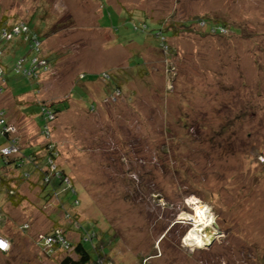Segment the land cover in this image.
I'll use <instances>...</instances> for the list:
<instances>
[{"label":"rangeland","instance_id":"rangeland-1","mask_svg":"<svg viewBox=\"0 0 264 264\" xmlns=\"http://www.w3.org/2000/svg\"><path fill=\"white\" fill-rule=\"evenodd\" d=\"M0 15L8 29L35 27L52 62L33 92L13 71L30 56L22 37L0 42V126L37 161L55 145L44 170H63L78 197L63 219L56 197L45 200L49 176L17 186L31 165L7 167L18 194L15 204L0 187V264L72 258L43 240L58 227L76 244L79 225L114 237L115 264H264V0H0ZM199 18L229 32L213 36ZM141 22L150 33L134 30ZM157 24L176 31L166 53ZM202 207L209 242L189 238Z\"/></svg>","mask_w":264,"mask_h":264},{"label":"trees","instance_id":"trees-1","mask_svg":"<svg viewBox=\"0 0 264 264\" xmlns=\"http://www.w3.org/2000/svg\"><path fill=\"white\" fill-rule=\"evenodd\" d=\"M197 25H199L200 27H204L205 29H207L208 33H210L211 35H217V36H223L226 35L229 32V27L226 26L225 24L222 23H218V24H212L211 22H208L205 18H199L198 21H196ZM199 23V24H198ZM156 24V23H155ZM26 26L28 27V35H19L20 37H22V41H19L20 44H23L24 46L28 47L29 50V58H21L22 64H20V59L19 61L15 62V66L13 67V71L15 74L20 75L26 79H29L32 83H34L35 85L37 84L38 87L35 88V91L33 90V92H38L40 90V85H39V81H40V77L42 74H45L50 68H51V61L47 58L44 57L43 52H42V39L39 35V32L37 31V29H35V27H31L29 26V24H26ZM157 31H154V35L159 43L160 46V50L163 53H166V50L164 48L167 49V51L169 50L170 45H169V37L171 36H175L176 31L175 29L170 27V28H165L161 25H156ZM134 30H139L141 32H151V30H149V28L147 27V25L144 22H141L138 24V26L133 27ZM6 30H8V27L4 24V20L1 18L0 15V42H8L10 40H7L5 37H3L4 32H6ZM167 33V35H166ZM33 36H35L37 38V41L39 43V46H35L34 41L35 39L33 38ZM27 37V38H26ZM3 54V51L0 49V55ZM1 57V56H0ZM35 61V62H34ZM41 63V64H39ZM43 63V64H42ZM0 81L5 83V71L4 69L0 66ZM103 74L101 75L102 78ZM80 78H83V76H81ZM104 81H108L110 79V77H106L105 79L102 78ZM119 88V89H118ZM121 89V85L120 82L117 84H115V91L119 90L120 92ZM2 91V90H1ZM40 92V91H39ZM119 96V94H118ZM36 103V102H34ZM41 109V113L43 115H45V119H48V116L50 115L52 118H56L57 113L54 112L53 110H50L51 106H48L46 104L43 103H37ZM47 112V113H46ZM51 118V119H52ZM44 124L41 126V130H43V126L46 125V122H43ZM44 131V130H43ZM4 137L6 138H10V136H8V133H4L3 134ZM2 137V136H1ZM12 139V138H10ZM12 141H14V144H17V142L15 140H11L8 141L11 145H14L12 143ZM7 142V140H6ZM16 147H18V145H16ZM55 145L50 144L47 146V151L46 154L43 158L39 159V161L34 159V151L30 152L28 149L25 150L27 152L25 153H21V156L24 157L23 160H21L19 157L15 158V159H10L12 157H8V159L4 156L0 157L1 159H3V168L6 169L5 172H3L2 175H0V187L3 186L4 188H6L7 190V195L10 201H12L13 203L15 202L14 199L17 198V194H18V190L16 187H13L12 180L10 178L6 177V172L7 170L9 171V166L12 167L11 169H16L19 170L20 169V164L22 163H26L29 166V169L27 168V172H25L24 174H20V178H18L17 180V186H20L21 183L25 182V181H29L30 178L34 175H39L41 173L40 176V181H43L47 176L50 177V181L48 182H43L42 184V190L43 192H46V197L45 200H47L49 197L54 196V198L56 197L57 201L59 202L56 206L58 207V209L61 210V212L63 213V217L66 215H70V213H68V211L74 207V203L75 201H77V193L75 192L76 190L74 189V187L69 183H66L67 177L66 174L64 173L63 170L59 169V171H55L51 174V172H48L44 169H51V166L53 165V163H55V159L57 157V152L54 149ZM22 149H20L21 151ZM29 159V161L27 160ZM8 160V162H6ZM35 161H37V163H35ZM13 163V164H12ZM7 167L9 169H7ZM55 175V176H54ZM48 190V191H47ZM61 192V193H60ZM57 194V195H56ZM61 194H66V195H70V196H74V199L72 201V205L68 206L66 201L63 200V198H60ZM63 195V196H64ZM17 203V201L15 202V204ZM75 208V207H74ZM0 214L1 210H0ZM66 217H64L63 219H65ZM68 222V221H67ZM3 223V221H2ZM71 224V223H69ZM60 226V225H59ZM73 229V226H71ZM88 227V226H87ZM58 228V227H57ZM56 228V230H57ZM74 231H76L79 234V241L75 244L73 243V241L68 240V238L66 237V233L63 235V238L66 240L67 245L69 247V249L72 250V252L74 253V257H69L67 255V257H65L63 260L60 261L59 264H115L113 262V259L111 257L110 254V246L114 243V237L112 238L111 236L107 235V233L105 234V236H102V233L93 230L91 228H86V226L84 225H79V227H77L76 229H73ZM104 237V240H102L101 238ZM112 239H111V238ZM98 240H101L100 243H98ZM96 244L98 245L96 248ZM64 247V246H63ZM108 248V253H103L101 251L100 248ZM59 249V247H58ZM64 250V249H63ZM57 250H54V253ZM58 254H61L62 252H67L59 250ZM97 252V253H96ZM94 254V255H93ZM98 254V255H97ZM93 255V257H92ZM144 260H142L143 262ZM141 262V263H142Z\"/></svg>","mask_w":264,"mask_h":264},{"label":"built area","instance_id":"built-area-1","mask_svg":"<svg viewBox=\"0 0 264 264\" xmlns=\"http://www.w3.org/2000/svg\"><path fill=\"white\" fill-rule=\"evenodd\" d=\"M8 27V26H7ZM28 27L25 25V24H23V23H21V25L20 26H13L12 28H9L8 30H6V32H4V34H3V37H5L7 40H10L14 35H26V36H29L28 35V29H27ZM27 38V37H26ZM33 38L35 39V41H34V44H35V46L37 47V46H39V43H38V41H37V38L35 37V36H33ZM20 62V61H19ZM23 62V61H22ZM35 62V61H34ZM20 64H22V63H20ZM40 64V63H39ZM43 64V63H42ZM0 74H1V71H0ZM0 118H2V116L0 115ZM48 118H50V120H51V116L49 115L48 116ZM0 124H1V122H0ZM0 133L3 135L4 133L6 134V133H8L9 134V132H8V129L7 128H5V126L3 125V127L2 126H0ZM12 143L14 144V141H12ZM3 151H1L2 152V154L4 155V156H9V155H11V154H14V153H17L18 152V149L16 148V146H15V144L14 145H9L8 147H5V148H3L2 149ZM3 152H5V153H3ZM51 168L53 169V165L51 166ZM66 183L67 184H69V182H68V180H66ZM74 229V228H73ZM54 235H53V239L52 238H48L46 241H44L43 240V244L44 243H46V246H48V248H46V251L49 253V254H52L53 252H54V247L56 246V245H51L50 244V242H52V241H56L57 242V245H59L60 246V248L63 250H66L67 252H68V250H70L69 249V247H68V245H67V242H66V240L63 238V235L59 232V230H56V231H54V233H53ZM0 245H2V246H0V250L1 251H5V250H7L8 249V247H9V242L2 236V235H0ZM64 246V247H63Z\"/></svg>","mask_w":264,"mask_h":264},{"label":"bare ground","instance_id":"bare-ground-1","mask_svg":"<svg viewBox=\"0 0 264 264\" xmlns=\"http://www.w3.org/2000/svg\"><path fill=\"white\" fill-rule=\"evenodd\" d=\"M211 219L212 218L205 207L199 208L197 210V216L195 218L197 225L194 230L189 234V238L195 239L196 241L209 242L210 238L212 239L214 235V233H211L208 228V226L211 225ZM201 224L204 225V228L200 227Z\"/></svg>","mask_w":264,"mask_h":264},{"label":"clouds","instance_id":"clouds-1","mask_svg":"<svg viewBox=\"0 0 264 264\" xmlns=\"http://www.w3.org/2000/svg\"><path fill=\"white\" fill-rule=\"evenodd\" d=\"M0 135L2 136V134H1V133H0ZM2 137H3V136H2ZM11 140H12V139L8 138V141H10V142H11ZM13 140H14V139H13ZM5 145H6V146H3V147H1L0 149L2 150V148H5V147H7V142H6V144H5ZM9 145H10V143L8 142V146H9ZM16 145H18V144H15V146H16ZM16 148H17V149H18V151H19L18 153H21V151H20V147L18 146V147H16ZM4 238L6 239V237H4ZM6 240L8 241V239H6ZM8 248H9V247H8ZM0 253L4 254V253H7V252H6V250H5V251H1V250H0Z\"/></svg>","mask_w":264,"mask_h":264},{"label":"snow or ice","instance_id":"snow-or-ice-1","mask_svg":"<svg viewBox=\"0 0 264 264\" xmlns=\"http://www.w3.org/2000/svg\"><path fill=\"white\" fill-rule=\"evenodd\" d=\"M0 246H2V245H0Z\"/></svg>","mask_w":264,"mask_h":264}]
</instances>
